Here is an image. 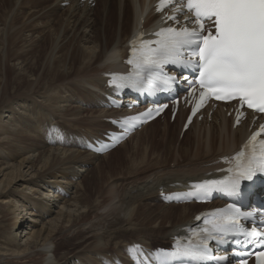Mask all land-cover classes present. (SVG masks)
<instances>
[{
	"label": "bare ground",
	"instance_id": "bare-ground-1",
	"mask_svg": "<svg viewBox=\"0 0 264 264\" xmlns=\"http://www.w3.org/2000/svg\"><path fill=\"white\" fill-rule=\"evenodd\" d=\"M37 1L41 3L39 7L41 11L24 5L22 0H14L13 10L10 13L18 10V14L13 17L27 18L36 30V28L47 29L52 22L51 18L64 11L65 18L63 19V16V20L61 19V27H65L70 34L77 33L80 46L76 52L74 50L73 66L58 67L53 84H45V87L43 84L44 88L41 86L43 90L35 92L34 83L22 96L1 98L0 148H6L10 152L11 160L8 162L0 153V177H2L0 201L7 212H12L13 222L5 226V231L9 232L8 238L13 239L14 243L11 249L0 250V264H76V262L78 264H143L144 255L149 256L158 249L154 247L155 243L171 246L177 240L184 238L187 229L195 226V218L199 213L221 208L226 204L224 200L218 199L211 205L196 203L180 205L168 203L167 198L188 190L195 191L196 184L220 176L223 169L232 164L241 148H244L253 132L252 122L249 120L235 128L233 120L228 118L230 109L219 107L211 118L208 113L205 114L201 122L195 121L183 133L189 110L182 107L175 120L169 117V121L173 123V125L168 123L171 126L170 132L163 131L158 139H156V126L160 125L166 116L142 126L125 143L107 155L97 156L89 153L85 150L88 142L101 139L108 132L116 131L114 123L134 113L126 108L121 110L109 108L107 96L116 93L113 86L114 79L130 72V68L125 64L128 59L127 45L134 31L139 27L148 0ZM42 5L48 6L42 8ZM175 14V11H169L167 18ZM158 18L159 15L154 13V10L150 11L144 29ZM23 22L26 23L25 20ZM12 24L10 23V29L13 33L20 29L19 27L13 29ZM147 32L148 30H145V33ZM13 41L17 44L15 38ZM28 47L30 43H27L26 47L23 46V52ZM18 53L15 55L17 63L14 68L17 75H23L25 62L18 61ZM175 74L170 71V75ZM59 77H62V81H59ZM181 80L180 76L179 81ZM26 99L31 100L32 104L27 103L26 106L21 104ZM125 102L132 104L134 100L127 98ZM147 106L149 107V104ZM147 106H142L141 109ZM75 125L80 127L77 130L80 136L71 129ZM55 127H59L60 132L51 133L50 129ZM175 132L178 138L173 144L172 151H168L169 137L174 136ZM193 134H195L194 140L190 141ZM141 137L153 141L155 152H152V156L155 160H147L141 164L139 162L136 165L138 169L133 172L136 163L134 162L132 172L123 175L128 177L106 188L97 184L99 178H96L97 193L93 196L92 193L87 192V189L83 194L77 189L74 200L82 210L78 216L64 218L63 214H59L58 220L55 221L57 228L38 230L35 229L37 225H33L38 223L36 218L32 221L34 223L26 227L27 219L25 222L22 220L24 219L21 216L22 212L16 214L15 209H25L23 211L29 216L46 215L49 210L43 204V200L34 198V195H38L37 190L33 193L35 187L42 189L45 186L50 193L55 190L65 194L74 186L76 178L90 171L84 166L80 167V164L108 158H111L108 166L113 164L117 166L123 163V160L131 162L132 157H125L120 150ZM55 142L63 143L66 147L84 146L85 151L62 159L57 154L59 149L52 151L53 147L51 151H45L51 145H58ZM18 149L33 150L32 152L39 154L38 157H24L18 162L19 156H22ZM146 162L145 166H141ZM86 180L85 176L82 184L87 183ZM18 182L23 183L19 185ZM64 183L67 184L65 187L62 186ZM18 185L22 186L24 191H32L33 197L26 193H18L21 190ZM40 185L42 186L39 187ZM258 194L261 201H264V191L261 190ZM59 197L50 196L51 200ZM67 202L69 201L65 203ZM251 202L253 203V200ZM254 209L255 206L252 205L246 210ZM62 218H64L62 226H57ZM64 224L69 226L64 228ZM76 236L80 238L72 239ZM18 237L25 238L27 245L32 243L33 246L27 247L16 243ZM61 241L64 243L60 244ZM233 253L224 252L219 256H227L230 264H235L232 262Z\"/></svg>",
	"mask_w": 264,
	"mask_h": 264
},
{
	"label": "snow or ice",
	"instance_id": "snow-or-ice-1",
	"mask_svg": "<svg viewBox=\"0 0 264 264\" xmlns=\"http://www.w3.org/2000/svg\"><path fill=\"white\" fill-rule=\"evenodd\" d=\"M172 4H176L178 12L186 9V24L194 26L162 28L155 33L158 39L142 41L139 48L133 42L132 58L127 61L132 70L128 75L114 79L116 86L139 89L150 84L158 87V77L164 65L190 67L198 72L196 83L201 89L193 115L207 99L213 97L222 101L237 100L241 107L246 105L264 113V0H161L157 11ZM168 19L175 21L177 17L173 15ZM174 79L168 76L162 82L169 84ZM159 111L162 109L157 110V114ZM141 115L151 117V110ZM239 118L238 115L237 123ZM261 133H264V125L248 141L252 154L238 153L235 166L227 170L229 176L223 180L203 181L196 184L195 189L204 193L220 190L235 196L241 192L242 181H253L258 174L264 176V140L259 142L258 148L255 144ZM241 215L247 218L250 214H242L238 209L214 214L212 229H205L207 238L197 246L200 251L192 247L181 249L177 245L174 251L163 252L162 257L202 259V253L208 250V240L216 239L214 234L264 239V233L257 229L240 227L238 217ZM256 260L257 264H264V251L257 253ZM161 264H168L167 259H162Z\"/></svg>",
	"mask_w": 264,
	"mask_h": 264
},
{
	"label": "rangeland",
	"instance_id": "rangeland-1",
	"mask_svg": "<svg viewBox=\"0 0 264 264\" xmlns=\"http://www.w3.org/2000/svg\"><path fill=\"white\" fill-rule=\"evenodd\" d=\"M22 2L24 5L31 6L30 8L35 7L36 11L37 10L41 11V9L39 8L41 3L37 0H22ZM14 3H15L14 0H10V1L0 0V101H1V98L2 99H5V98L10 99L14 96H22L23 94H26L28 92L29 86H33L34 83H35V86H34L35 92L37 90H40V91L43 90V88L46 85L53 84L54 83L53 79L55 76L54 74L57 73L58 67L60 68V67H62V65L63 66L68 65V67L73 66L74 61H72L73 60L72 56L74 55V53L76 52V50L80 46V39L77 36V33H71L70 34L65 30V27H61V21L65 18L64 11H61L60 13L55 15L53 18H51L52 22L49 23V26L47 29L36 28V30H35L32 27L33 24H30L29 20H27V18L25 19L23 17H21V18H16V17L14 18L13 17V16H15V14H18V10L10 13L11 10H13ZM45 6H48V5H42V8ZM4 15H6L7 17L6 16L3 17ZM62 17H63V19H62ZM91 17H93V16L91 15ZM23 19L26 22L25 24L23 22L24 21ZM17 21H18V23H16ZM36 21L40 23L39 20H36ZM10 23L11 24L13 23L12 24L13 29L14 28L16 29L18 27L20 29H18L17 31H15L13 33L10 29ZM16 25H18V26H16ZM6 26H8V27H6ZM31 27H32V29H30ZM66 32H67V34H66ZM30 35H31V37H30ZM26 36H27V39H26ZM63 37H65V38H63ZM14 38H15V41L17 42V44L13 41ZM59 39H60V41H59ZM32 40H33V42H32ZM27 43H30V47H28V49L25 51L26 52L25 53V52H23L22 48H23V46L26 47ZM9 47H11V48H9ZM17 49H20V50H17ZM74 50H75V52H74ZM18 51L21 53H18ZM50 52H52V53H50ZM17 53H18V57H19V58L17 57L19 59L18 61L19 62L20 61L25 62V64H24L25 70H24L23 75H17V72L14 68L15 64L17 63L15 60V55H17ZM54 56H58V57L55 58ZM69 59H70V62L72 61L71 63L69 62ZM74 66H76V65H74ZM61 78L62 77H59V81H62ZM43 84H44V87H43ZM36 85H37V87H36ZM18 94H20V95H18ZM30 101L31 100L26 99L22 103L21 102H19V103L26 106L27 103H28V105L32 104ZM39 101H40V99H39ZM43 113H45V112H43ZM46 113H49V112L46 111ZM13 119H14V116H13ZM169 122L170 121H169V114H168V115H166V117L164 118L162 123L160 125L156 126V129H157L156 139H158V137H160V135H161V133H163V131H169L171 129L170 128L171 126H169V124H168ZM170 125H173V123H171ZM78 126L79 125H75L71 129H73V131H75V133L78 136H80L77 133V130L80 128ZM60 130L61 129L59 127H57V128L55 127V128L50 129L51 133H57V132H60ZM70 131H72V130H70ZM194 135L195 134H193V136H191L190 141L194 140ZM176 138H178L176 132H175L174 136L170 135L169 140H168V145H167L168 151H172L173 144H174ZM144 140H146V141H144ZM55 143H58V142H55ZM152 143H153L152 140L143 139V137H141V138H137L136 140H133L132 143L128 144L125 147L126 149L124 148L123 150H120L122 154H125V157H127V156L132 157L131 162H127L126 160H123V163H120L117 166H115L114 164L108 166V164H109L108 161L111 159V158H108L107 160H105V159H98V160L96 159V160H92V161L90 160V162H87L86 164H80L79 165L80 167L84 166L85 168H88L90 171L87 174L86 173L82 174L84 177L79 176L80 178H76L74 181V183H75L74 186L71 187V190H69V192L66 191L67 192V193H65L66 195L63 193L57 192L55 190L52 191L53 193H50V192H48L50 190H48V188L45 186L42 189L35 187L37 189L34 188L33 193L35 190H37L38 195H34V198L39 199V200L40 199L43 200L42 202L44 205H46V208L49 210V212L44 216H41V215L29 216V214H27V212L23 211L25 209H18V210L15 209L16 214H19L22 212L21 216H22V218L24 217V219H22V220L25 222V220L27 219L26 227L28 224L34 223L32 221L34 220V218H36L38 220V223L33 224V225H37L36 227L33 226V227H35V229H38V230H41L42 228L50 229V227L57 228L55 226V223H56L55 221L58 220L59 214H63L64 218H66L68 216H78L82 212L81 206H79V205L77 206V204H75V200H74L75 199V192L77 191V189H79L78 191H80V194H83L87 189V192H89L90 194L92 193V196H93L97 193V191L95 190L96 178H99V179H97L98 180L97 184L102 185V188L103 187L106 188L108 185L115 184V183L121 181L122 179H124L125 177H128V176H123V175H127V174H130L132 172V164L134 162H136V163H135V166H133V172L138 169L136 165H138L139 162L141 164L142 162H145L147 160H149V161L155 160L154 157L152 156V152H155L154 151L155 148H154V145ZM177 147H178V144H177ZM51 148H53L52 151L55 149H59L57 154L62 159H65L71 155H79L80 152L85 151L84 146L83 147H81V146H74V147L73 146H67L66 147L63 143H58V145H56V144L51 145V147L45 149V151H51ZM136 149H137V151H136ZM18 150L21 152V155H22V156H19L20 158L17 157L18 162L24 157H27V158L38 157V154H39V152H32L33 150L32 151H29V150L24 151V150H20V149H18ZM0 153H1V156L4 157L8 162L11 160L10 159L11 154L6 148H0ZM66 153H67V155H66ZM163 155H165V154H163ZM47 157H48V155H47ZM87 158L90 159V157H88V156H87ZM146 164H147V162L141 166H145ZM85 176L87 179L86 180L87 183L82 184V181L85 178ZM27 178L31 179V177H27ZM119 178H121V179H119ZM0 180H2V177H0ZM22 183L23 182H18L19 185H21ZM19 185H18V188H19V190L21 189L22 191L20 190V191H18V193H26L28 196L33 197V193H31L32 191H26V190L24 191L22 186L19 187ZM66 185L67 184H65V183L62 184L63 187H65ZM41 186L42 185H40L39 187H41ZM29 193H31L32 196ZM53 194L55 196H60V197L56 198L55 200H53V199L51 200L50 196L53 197L54 196ZM66 201H69V202L65 203ZM1 202L2 201H0V250L6 251V250L11 249V247L14 243L13 239L8 238V237H10L9 232L5 231V226H7L9 223L12 224L13 215H11L12 214L11 211H10V213L7 212L5 206L1 205ZM18 206H20V204ZM154 210H156V209H154ZM35 213H37V212H35ZM64 218H62L61 221H59L57 223V226H60V227L62 226V223L64 222ZM68 226H69L68 224L63 225L64 228H66ZM28 227L30 228V226H28ZM28 231H29V229H28ZM23 236H24V234L22 235V237ZM4 237H6L7 239ZM79 238H80L79 236L78 237L76 236L75 238H72V239H79ZM72 242H74V240H72ZM16 243H18V244L20 243L23 246L28 244L26 242L25 238H20V237H18ZM63 243L64 242H62V241L60 242V244H63ZM168 245L169 244L161 245L159 243H155L154 247H156V248H158L159 246L167 247ZM29 246H33L32 243H30V245H27V247H29ZM117 257H118V255H117ZM76 264H78V263L76 262Z\"/></svg>",
	"mask_w": 264,
	"mask_h": 264
}]
</instances>
